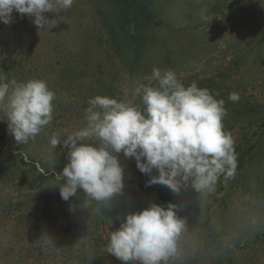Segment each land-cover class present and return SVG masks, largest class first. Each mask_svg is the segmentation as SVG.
I'll return each mask as SVG.
<instances>
[{
    "label": "rangeland",
    "instance_id": "rangeland-1",
    "mask_svg": "<svg viewBox=\"0 0 264 264\" xmlns=\"http://www.w3.org/2000/svg\"><path fill=\"white\" fill-rule=\"evenodd\" d=\"M143 2L142 61L130 76L124 55L108 44L114 34L100 13L117 22ZM12 15V23H0V76L45 80L55 99L53 120L26 144L14 140L0 112V264H124L106 251L110 233L130 212L166 206L158 195L186 215L180 255L170 264H264V0H74L59 14L45 13L55 24L43 29ZM154 68L224 100L223 130L237 154L234 178L222 176L213 193L188 187L174 194L147 186L149 176L120 153L124 189L110 207L84 209L79 189L64 201L58 175L68 150H50L49 138L63 140L84 127L88 101L97 95L143 107L134 89L158 86ZM232 92L238 101L228 99Z\"/></svg>",
    "mask_w": 264,
    "mask_h": 264
},
{
    "label": "clouds",
    "instance_id": "clouds-1",
    "mask_svg": "<svg viewBox=\"0 0 264 264\" xmlns=\"http://www.w3.org/2000/svg\"><path fill=\"white\" fill-rule=\"evenodd\" d=\"M74 0H0V23L13 21V12L32 18L38 28H51L45 13L59 14L70 9ZM158 86L140 85L134 96L143 107L95 96L85 109L86 124L62 140L49 138L50 150L66 148L68 163L58 176L64 201L82 190L81 207L92 204L110 207L111 200L123 193L124 167L118 154L134 158L138 170L149 176L147 186L163 185L172 193L191 187L197 193L215 191L223 176L234 178L237 154L231 133L223 130L224 100L214 98L208 89L193 81L185 87L171 70L154 68ZM55 93L42 79L18 82L0 76V112L7 117L14 140L26 144L34 140L53 120ZM228 99L239 100L232 92ZM79 142V143H78ZM156 170L157 175H152ZM180 206L151 203L126 215L116 231H111L108 254L127 264H170L180 255L186 221L178 215ZM69 210H73L70 205Z\"/></svg>",
    "mask_w": 264,
    "mask_h": 264
},
{
    "label": "trees",
    "instance_id": "trees-1",
    "mask_svg": "<svg viewBox=\"0 0 264 264\" xmlns=\"http://www.w3.org/2000/svg\"><path fill=\"white\" fill-rule=\"evenodd\" d=\"M145 2H143V4L141 3L136 4L138 8L135 7L136 5L131 7L129 12L125 15V19L127 18L126 20L124 19V15H123V18L121 17V20L116 22L114 20H111L114 17L110 13H106V15L100 13V15L105 17V19L108 22L105 23L106 26L107 27L111 26V29H109V31L111 32V34H114L113 36L110 35L109 37H107L108 44L110 45V48H112V50L115 49L117 53L124 55L122 56V58H124L126 61L128 75L130 76H132L133 73H135V71L137 70L136 64L142 61V57L141 59L139 57L141 56L142 53L141 51L143 47L142 44L146 35L144 33L145 32L144 25L143 28L141 26L143 22V17L145 15L144 12L147 11V6ZM143 5H144V12L142 10ZM93 7L94 9L97 10L96 4L93 5ZM96 12L97 14H99V7ZM142 190L146 192L145 191L146 189L145 190L142 189ZM169 198L170 197L159 198L158 195V198L156 200L167 204L169 202ZM184 217H186V215H183V218ZM231 264L234 263L231 262Z\"/></svg>",
    "mask_w": 264,
    "mask_h": 264
}]
</instances>
